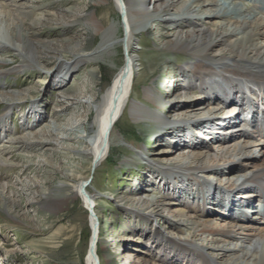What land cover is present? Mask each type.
Instances as JSON below:
<instances>
[{
	"label": "bare ground",
	"instance_id": "bare-ground-1",
	"mask_svg": "<svg viewBox=\"0 0 264 264\" xmlns=\"http://www.w3.org/2000/svg\"><path fill=\"white\" fill-rule=\"evenodd\" d=\"M92 1L100 9L107 8L106 6L111 3L118 13L119 23L104 25L103 22H106L107 17L102 20L97 17L85 19L83 12L88 7L75 12H69L61 7L52 13H47V16L31 19L28 9L18 5L13 10L9 5L0 2V79L12 72L33 76L38 69L44 68L53 61L58 63L56 68L49 72L50 79L54 82V79L69 75L84 62H98L102 59L104 61L103 55L106 56L104 61L106 64L114 65L118 47L125 48V60L112 84L102 92L90 93L92 110L89 109L88 103L77 102L79 110L84 112L74 111L76 118L70 125L62 127L51 124L39 132H29L28 140L16 139L23 150L46 147L57 142L58 133L61 131H64L66 135L65 140H71V135L77 133L75 125L83 127L86 135L85 138L79 139L82 149L74 148L72 152L88 161L87 176L83 173L85 171L83 166L70 175L62 169L59 185L53 189H44L46 194L33 197L28 204L38 206L48 213H55L69 210L71 204L79 198L90 214L88 221L92 229L85 264H102V257L105 264H112L111 253L107 252V247L101 245L103 243L101 211L97 205L102 194L90 187L88 179L92 169L95 171L107 157H110L111 153L121 152V148L116 146L120 138L117 136L115 127L128 106L135 77L138 75L137 68L143 66V64L138 65L133 42L139 34L150 31V23L160 20L170 23L173 28L168 36L171 38L163 40L161 51L158 49L161 55L164 54L162 65L170 62V57L174 59L178 57L177 62L180 60L181 63H186L187 66L182 70L184 73L182 78H179L174 86L186 88L183 92L184 96H195V98L200 96L196 99L201 100L199 101L201 104L197 107L198 101L190 98L182 104L172 105L169 113L179 111L187 120L188 112L193 113L195 110H201L199 114L211 112L210 103L221 108L228 107V113H231L232 121H235L230 125L231 130L228 132L239 131L242 137H246L247 131L244 128L257 124L258 117L264 115V16L256 11L260 7L264 10V0H246L248 4H243L242 0ZM171 8L177 9L175 15L169 14ZM200 14H205V17L202 19L199 17ZM69 18L77 23L86 21L90 24L91 31L83 39L75 42L70 40L66 45L56 46L52 42L46 41V43L38 39L40 30L47 27V23L55 21L64 25L71 22ZM120 18L123 19L122 22ZM119 32H121L120 37ZM95 36L101 37V43L96 49H90L88 39ZM2 53L14 55L17 58L16 65L12 66L8 63ZM62 54H68L70 58ZM186 55H189L188 58H185ZM63 83L64 78L57 83L60 97L79 100L73 92L66 93L61 90ZM0 89H6L0 92V97L7 100L0 98V104L8 107L6 110L8 114L13 111L11 105L15 102L4 96L12 93L21 94L22 90L10 91L7 87ZM159 91L156 90V94H159ZM144 98L145 100L153 98V92L150 89H144ZM63 104L59 103L57 106L60 112L55 111L53 115L55 120H59L60 113L68 110L69 107H64ZM152 105L155 106L156 103L152 102ZM137 111L142 116L151 114V110ZM243 116L250 117L249 121L237 122ZM3 117L8 116L4 114L0 119V136L9 128ZM41 117L39 116L38 119ZM214 119L215 117L199 118L194 123L195 128L206 130L209 132L207 135H214V133L217 135L219 132L213 129ZM150 123H160V121L156 122L151 118ZM167 126L165 133H159L160 139L165 134L173 136L177 133H185V130L180 127L174 129ZM130 134L125 136L128 137ZM230 137H232L231 134L224 139L215 138V136L206 137L219 144L215 150L205 142L196 140L179 141L176 145L168 144L163 150L156 152L159 160H168L171 154L179 152L178 155L186 161L172 165L168 160L166 165L176 170L162 168L164 163L161 162L158 165L162 167L159 166L158 170L157 167L148 165L151 175L158 174L156 194H160V197L156 194H147L146 191L150 189V186L146 185L133 190L138 201L136 205L132 202L126 203L124 211H128L134 218L133 223L129 221L128 227L131 234L128 235H135L136 238L147 242L154 250L153 256L162 258L163 264H264V213L263 219L259 221L251 219L253 220L251 225L250 221H247L248 216L242 215L246 212L248 215L249 211L244 210L240 205L237 207L240 201H247V205L251 206L256 197H264V164L258 166L255 163L251 173L245 176L240 184L229 181L224 185L216 178L213 185L203 181L202 174L205 173L232 179L236 177L235 173L247 169L249 163L256 160V157L250 154V150L247 151L248 143L244 141L230 144ZM83 139L86 141L84 142ZM258 144L264 149V139H261ZM242 157L246 165L242 164ZM1 165L6 168L12 164L0 159ZM223 166H227L226 169H222ZM170 181L178 183L172 191ZM12 190L8 195L4 194V191L0 192V208L5 209L15 221L22 222L25 219L22 218L25 209L16 199L20 191ZM22 190L31 192L32 186L24 185ZM181 194L188 196V199L183 200V195L182 198L180 197ZM218 197L221 202H217ZM128 201L132 200L128 199ZM172 206H177L173 212L174 218L184 223V227L175 222L168 226V230L177 228L181 233L188 232L185 239L177 240L166 236L157 230L153 223L151 224L153 221L158 223L164 220L161 210ZM224 217L227 220L225 227L221 228L219 220ZM128 237L130 236H124V239ZM233 243L236 244L235 248L227 247L228 244ZM124 258L125 264H157L146 258L136 259L133 254H126ZM169 260L172 262H167Z\"/></svg>",
	"mask_w": 264,
	"mask_h": 264
},
{
	"label": "rangeland",
	"instance_id": "rangeland-1",
	"mask_svg": "<svg viewBox=\"0 0 264 264\" xmlns=\"http://www.w3.org/2000/svg\"><path fill=\"white\" fill-rule=\"evenodd\" d=\"M0 2L9 5L13 10L18 5L28 9L31 19L47 16V13H52L61 7L69 12L84 10L88 7L83 12L85 19L97 17L102 20V18L107 17L106 22H103L104 25L119 23L118 13L111 3L106 6L107 8L100 9L92 0H0ZM242 2L243 4H248L246 0H242ZM176 10L171 8L169 14L171 16L175 15ZM256 11L264 16V10L261 7ZM199 17L203 19L205 14H200ZM69 20L71 22L64 25H60L55 21L47 23V27H43V30H40L38 39L43 42H52L56 46L66 45L70 40L75 42L83 39L91 31L90 24L86 23V21L77 23L72 22L71 18ZM122 21L123 19L120 18V22ZM149 28V32L139 34L133 42L136 58L139 62L138 65L143 64V66H138L137 68L138 75L135 77V84L131 91L132 94L128 106L115 127L117 136L120 138V142L116 146L121 148V152L111 153L110 157H107L95 171L92 169L88 179L90 187L95 192L102 194L97 205V208L101 211V239L103 240L101 245L107 247V252L111 253L113 257L112 264H125L124 255L126 254H133L136 259L146 258L154 263L163 264L162 258L153 256L154 250L149 247L147 242L136 238L135 235H128L131 234V230L128 227L129 221L133 223L134 218L128 211H124L126 203L131 204L132 202L136 205L138 202L133 190L148 185L150 189L146 191L147 194H156L158 174L154 173L155 175H151L148 165L157 167L158 170L162 167L158 164L164 163L162 168L176 170V168L166 165L168 160L172 165L186 161L182 156L178 155L179 152L171 154L168 160H159L156 157L157 151L163 150L168 144L176 145L179 141L186 140L188 142L190 140L205 142V144L215 150L219 144H216L215 141H210V138L206 137L215 136V138L224 139L230 134L232 136L229 138L230 144L243 143L244 141L248 143L247 151L250 150V154L255 156L256 160L249 163L247 169L235 173L236 177H232V179L222 175L202 174L203 181L210 182L211 185L214 184V178L222 181L224 185L229 181L240 184L244 177L251 173L255 163L258 166H263L264 164V149L262 145L258 144L261 139H264V115L258 117L257 124H251L244 128L247 131V136L242 137L239 131L228 132V130H231L229 127L232 122L235 123L234 120L232 121L231 113H228V107L223 106L221 108L210 103L211 112L203 114H199L201 110H195L194 112L196 113L188 112L189 117L187 120L184 119V116L179 111L169 113L172 105L182 104L184 101L190 100V98H195V96H184L183 92L186 88L174 86L175 82L182 78L184 74L182 70L187 66L186 63H181L180 60L177 62L178 57L175 59L170 57L171 61L162 65L164 54L161 55L160 52L161 42L171 38L168 36V33L170 34L173 28L171 24L165 23V20H160L150 23ZM119 33L120 37L121 32ZM100 43L101 37L95 36L88 39V47L90 49H96ZM62 55L68 59L70 58L68 54ZM2 56L12 66L16 65L17 58L14 55L2 53ZM115 56L114 65L106 64L104 62L106 56L103 55L104 61L102 59L100 60L101 62H84L69 75L59 76L54 79V82L50 79L51 75L49 72L55 69L58 63L53 61H50L44 68L38 69L36 71L37 74L35 73L33 76L12 72L0 79V88L7 87L10 91L12 89L16 91L22 90L21 94L12 93L4 96L5 98H11L15 102L11 105L12 112L7 114L6 110L8 107L0 104V119L4 114L8 116L7 118L3 117V120L7 121L9 127L7 132L0 136V159L12 164L6 168L3 165L0 166V192L4 191V194L8 195V193L10 194L13 191L12 189L19 190L20 193L16 199L25 209L22 217L25 219L22 222H17L8 215L5 209L0 208V264H85L92 229L88 221L90 214L84 208L80 199L77 198L71 204L69 210H61L55 213H48L38 206L35 207L28 204V201L33 197L36 198L38 195L46 194L44 189H53L59 185L62 169L70 175L83 166L85 167L83 173L87 176L89 171L88 161L79 158L72 152L74 148L82 149L79 139L80 137L85 138V130L82 126L78 127L75 125L77 133L71 135V140H65L66 135L64 131H61L58 133L59 139L53 145L33 147L25 150L20 148V143L16 139L23 138L22 140H28L29 132H39L51 124L52 126L55 124L62 127L70 125L76 118L74 111L76 113L78 111L84 112L79 110L77 102L88 103L89 109L92 110L89 98L90 93L102 92L112 84L115 75L125 60V48L119 46ZM188 56L186 55L185 58H188ZM143 67L144 70H142ZM63 78L64 83L61 90L66 93L73 92L78 96L79 100L74 101L60 97L59 84L57 83ZM144 89H150L153 92V98L145 100ZM156 90L159 91V94H156ZM3 91H6V89H0V92ZM196 98L199 99L200 96ZM197 101L198 107L201 104L199 102L201 100ZM152 102H155L156 105H152ZM59 103H64L63 106L69 108L60 113L59 120H55L53 115L55 111L60 112V108L58 109L57 107ZM134 105H136L135 108H133ZM136 108L143 112L151 110V114L142 116L135 110ZM138 115L139 117H137ZM39 116H42L41 119H38ZM206 117H215L213 129L219 132L217 135L215 133L214 135H207L209 132H206V130L202 131V128H195L194 123L199 118L206 119ZM151 118L155 119L156 122L160 121V123H150ZM247 118L243 116L237 122L242 120L249 121L250 117ZM167 125L174 127V129L180 127L185 130V133L181 132L173 136L165 134L160 139L159 133H165L168 128ZM127 134L130 135L126 137ZM84 140L86 141V139ZM148 153L150 154L147 155ZM243 159L242 157L241 162L246 165L247 163ZM222 163L224 162L222 161ZM226 167L223 166L222 169H226ZM47 172H54V174H46ZM169 183L171 191L178 186V183H173V181ZM24 185L32 186V191H23ZM219 188L223 190L222 187ZM184 193L189 194L187 192ZM185 194L180 196L182 198L183 195V200L188 199ZM156 195L160 197V194ZM260 198L256 197L255 202L251 206H248L247 201L243 199L237 204V207L240 205L244 210L249 211L248 215L246 214L247 212L242 215L248 216L247 221H250L251 225L253 221L251 219L255 221L263 219L264 197ZM128 199L132 201H128ZM216 199L218 200H216L217 202H221L219 200L220 197ZM176 209L177 206H172L161 210L165 217L164 220L158 223L153 221L151 224L153 223L155 228L166 236L177 240L185 239L188 232L181 233L177 228L168 230V226L175 222L182 225V228L184 227V223L178 222L174 218L173 212ZM226 220L227 218L225 217L219 220L221 228L225 227ZM124 236L130 237L124 239ZM227 247L233 249L236 244H228ZM102 255L104 256V254ZM101 259L102 264H105L104 257ZM167 262L171 263L172 261L169 260Z\"/></svg>",
	"mask_w": 264,
	"mask_h": 264
}]
</instances>
